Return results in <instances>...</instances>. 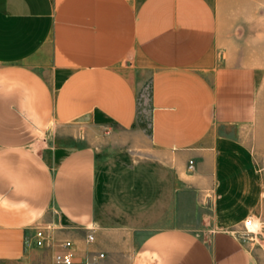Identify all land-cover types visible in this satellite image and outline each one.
<instances>
[{
    "label": "crops",
    "instance_id": "1",
    "mask_svg": "<svg viewBox=\"0 0 264 264\" xmlns=\"http://www.w3.org/2000/svg\"><path fill=\"white\" fill-rule=\"evenodd\" d=\"M249 216L264 0H0V264H264Z\"/></svg>",
    "mask_w": 264,
    "mask_h": 264
},
{
    "label": "built area",
    "instance_id": "2",
    "mask_svg": "<svg viewBox=\"0 0 264 264\" xmlns=\"http://www.w3.org/2000/svg\"><path fill=\"white\" fill-rule=\"evenodd\" d=\"M192 161H189V167H191ZM241 232L245 234L249 239L255 240L261 238L264 241V224L257 221L255 218L249 216L242 222ZM35 244L38 247H43L51 242V236L45 232L41 227L35 229ZM86 240L91 242L94 240V235L90 232L86 235ZM60 249L53 253V261L56 264H72L73 255L70 251L72 248V242L70 240H63L59 243ZM103 253L99 252L93 260H98L103 257Z\"/></svg>",
    "mask_w": 264,
    "mask_h": 264
},
{
    "label": "rangeland",
    "instance_id": "3",
    "mask_svg": "<svg viewBox=\"0 0 264 264\" xmlns=\"http://www.w3.org/2000/svg\"><path fill=\"white\" fill-rule=\"evenodd\" d=\"M261 238H257V239H255V240H253L257 245L258 244H261V245H263L264 246V241H262V240H260ZM262 239H264V238H262ZM259 246V245H258Z\"/></svg>",
    "mask_w": 264,
    "mask_h": 264
}]
</instances>
